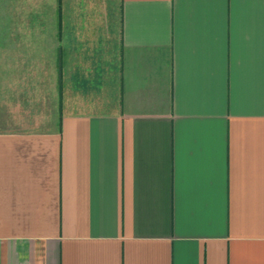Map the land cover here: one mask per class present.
Returning a JSON list of instances; mask_svg holds the SVG:
<instances>
[{"label":"crops","instance_id":"obj_1","mask_svg":"<svg viewBox=\"0 0 264 264\" xmlns=\"http://www.w3.org/2000/svg\"><path fill=\"white\" fill-rule=\"evenodd\" d=\"M0 264H264V0H0Z\"/></svg>","mask_w":264,"mask_h":264}]
</instances>
